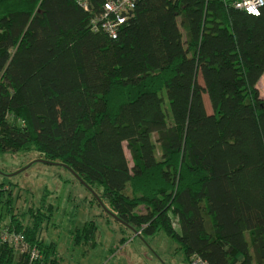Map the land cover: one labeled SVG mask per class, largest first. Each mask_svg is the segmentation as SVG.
Instances as JSON below:
<instances>
[{
	"label": "trees",
	"instance_id": "16d2710c",
	"mask_svg": "<svg viewBox=\"0 0 264 264\" xmlns=\"http://www.w3.org/2000/svg\"><path fill=\"white\" fill-rule=\"evenodd\" d=\"M91 18L74 0H0V154L65 165L118 223L165 233L189 264H264V7L142 0L117 39ZM11 196L0 232L40 258L0 236V264H69L39 237L44 212L26 225Z\"/></svg>",
	"mask_w": 264,
	"mask_h": 264
},
{
	"label": "rangeland",
	"instance_id": "374dc122",
	"mask_svg": "<svg viewBox=\"0 0 264 264\" xmlns=\"http://www.w3.org/2000/svg\"><path fill=\"white\" fill-rule=\"evenodd\" d=\"M199 82L203 84L201 76ZM258 88L264 98V78ZM163 98L164 108L169 112L165 93ZM204 101L207 112L212 114L207 95ZM126 155L132 161L127 149ZM42 159L35 148L0 154V196L6 200L8 192L12 193V213L26 225H33L35 216L44 212L39 237L47 244L55 243L65 263L189 264L179 244L165 233L143 236L127 229L109 214L108 204L101 200L100 188L88 189L67 167L47 164ZM49 205L53 206V212L49 211ZM1 211L5 212L0 203ZM49 213L53 215L46 219ZM173 220L180 232L176 218ZM91 222L96 230L92 238L86 239L79 230Z\"/></svg>",
	"mask_w": 264,
	"mask_h": 264
},
{
	"label": "built area",
	"instance_id": "2783aa9c",
	"mask_svg": "<svg viewBox=\"0 0 264 264\" xmlns=\"http://www.w3.org/2000/svg\"><path fill=\"white\" fill-rule=\"evenodd\" d=\"M83 10L92 14L90 27L95 33H104L112 39H117L123 27L135 17V11L142 0H106L99 10L95 9L91 0H74ZM224 4L248 15L259 16L264 7V0H221ZM1 240L8 243L21 253H29L31 263L40 258L37 248H30L24 238L3 228ZM193 264H207L199 258H194Z\"/></svg>",
	"mask_w": 264,
	"mask_h": 264
},
{
	"label": "water",
	"instance_id": "95a60500",
	"mask_svg": "<svg viewBox=\"0 0 264 264\" xmlns=\"http://www.w3.org/2000/svg\"><path fill=\"white\" fill-rule=\"evenodd\" d=\"M42 162H44V163H49V162H47V161H44V160H41ZM52 164H58V163H52ZM62 165V164H61ZM63 166H65V165H63ZM66 167V166H65ZM86 186V185H85ZM87 187V186H86ZM107 210L109 211V213L110 214H113L108 208H107ZM114 215V214H113ZM115 216V215H114Z\"/></svg>",
	"mask_w": 264,
	"mask_h": 264
}]
</instances>
